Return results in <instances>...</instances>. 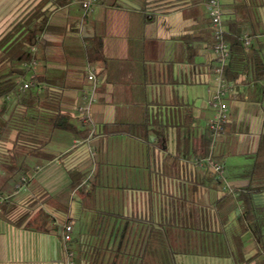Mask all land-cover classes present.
<instances>
[{
    "label": "crops",
    "instance_id": "obj_1",
    "mask_svg": "<svg viewBox=\"0 0 264 264\" xmlns=\"http://www.w3.org/2000/svg\"><path fill=\"white\" fill-rule=\"evenodd\" d=\"M37 1L0 0V35ZM79 1L47 6L49 30L40 36L44 44L36 48L38 66L33 72L40 88L46 86L59 97L61 113L75 129L39 122L46 138L43 151L50 159L38 163L27 158L28 178L14 174L7 179L0 170V204L9 207L0 211V264H60L65 255L64 225L72 223V237L79 234L82 241L88 240L86 230L98 211L109 214L120 228L107 233L113 257L124 254L128 261H136L152 227L160 235V225L169 218L172 206L185 199L194 202L193 213L204 214L210 227L222 232L228 256L213 258L230 264H264V238L256 240L240 225L237 208L226 205L218 211L214 204L223 192L205 181L196 183L190 173L203 170L204 162L190 156L182 166L173 164L179 153L200 149L199 138L215 115L209 106L217 86L215 57L206 42L207 0H99L87 14ZM239 2L244 3L241 14L248 35L263 57L264 0H221L224 28L228 33V21L240 18L235 12ZM186 36L191 37L188 43ZM96 39L101 41L102 56L92 64L82 52ZM263 65V58H255L252 67ZM90 69L97 77L95 88L88 81ZM256 74L231 82L233 91L226 100L230 120L216 141L215 156L234 191L257 182L241 173L264 150V76ZM34 90L41 93L39 88ZM92 91V124H84L79 109ZM8 117L7 113L3 119ZM3 132L0 152L12 151L17 131ZM181 137L193 138L194 144L186 143L179 150ZM161 139L164 147L158 144ZM78 173L88 176L73 188ZM24 178L23 188L19 179ZM84 187L92 190L90 197L82 196ZM256 198L264 204V193ZM186 212L191 216V211ZM42 213L45 218L28 226ZM21 217L28 218L20 224ZM203 224L206 221L200 219V228ZM180 257L211 258L180 254L175 264ZM122 259L123 264L128 262Z\"/></svg>",
    "mask_w": 264,
    "mask_h": 264
},
{
    "label": "trees",
    "instance_id": "obj_2",
    "mask_svg": "<svg viewBox=\"0 0 264 264\" xmlns=\"http://www.w3.org/2000/svg\"><path fill=\"white\" fill-rule=\"evenodd\" d=\"M73 1L39 0L33 9L14 19L5 33L0 35V101L2 102L0 110V140L1 137L5 136L3 131L6 128L15 129L18 135L12 151L0 152V170L3 171L7 179L14 176V174L28 178L27 168L29 163L26 162L27 158L35 159L37 162L40 159H50L48 153L43 151L46 138L39 130V122H45L53 125V127L58 126L65 130L75 129L70 124V119L61 113L59 97L53 92L50 93L48 87L41 85L40 94L34 89L27 90L24 93L19 92L20 81L23 78H32L35 75L27 70L24 64L38 60L37 54L33 52L32 48H41L44 44L40 36L49 30L47 6L52 4L57 7H64ZM243 5V2L235 5V12L238 15L240 14V18L228 21L229 30L225 35V40L230 46L231 57L224 69L225 77L229 82H234L238 77L250 75L253 72L256 73V71V75L260 78L264 76V65L260 69L252 67V65L254 66L255 58L261 60L263 58L264 60V56H260V52L255 48L256 44L253 41L249 47H246L242 40V37L248 35L250 30L246 27L243 21V14H241ZM208 26L206 42L208 43V48L213 51L216 43L211 20ZM190 38L188 36L185 37L186 43H188L187 41ZM258 44L261 46L262 52L263 46L261 43ZM101 53L102 47L99 39L89 43L82 52L86 61L92 64L95 59L101 58ZM38 80L43 81L40 77H38ZM7 97H10V100H7ZM21 107H24L23 110L25 112H22ZM7 113L9 117L3 119V116ZM84 132H89V129L85 128ZM199 139L201 143L200 149L194 150L192 154L189 152L179 153L173 157L175 158L173 164L178 167L182 166L191 157L198 158L197 161L204 162L203 170L194 169L195 172H190L194 174L196 183L205 181V184L210 187L220 189L223 192V196L221 200L214 204V207L218 211L226 205L231 209L237 208V211L240 212V225L244 226L246 231L251 232L256 240L261 241L264 238V204L259 203L256 197L258 194L264 193V178H261L264 174V150L258 151L254 156L253 165L249 169H243L241 173V176L250 181L255 177V179H258L257 182H251L249 186L234 191L235 194L233 196L224 191L225 185L217 179L216 175L209 170L208 164H206L209 159L215 162L219 161L218 157L215 156L218 138L214 139L209 128ZM193 141V138L181 137L177 142L179 150L184 145L193 143ZM158 142L159 146H165L163 139ZM166 158V161H168L170 156ZM166 172L172 173L170 171ZM176 172L181 176L182 172L179 169ZM78 175H80V179L73 184V188L79 187L88 176L87 173H78ZM19 181L22 183L20 179ZM85 188L81 190L82 196L90 197L92 190L87 191ZM193 206H195L194 202L186 201V199L183 203L176 202L175 206H172L173 209L169 214V218L160 225L162 231L164 230L165 232L161 231L159 235L158 229L152 227L145 248L143 250L139 248L137 251L136 255L137 257L140 256L141 259L136 261H128L124 254L114 255L113 257L110 235L107 236V233H111L113 230L118 232L120 228L116 227V222H112V217L109 214L98 211L99 214L92 216L94 219L86 230L88 240L82 241L79 234V238L72 237L69 246L74 253V260L78 264L81 261L87 262V264H123L122 258H124L128 261L125 264H175V256L180 254L226 258L228 256V246L223 241L222 232L218 231L219 229L217 228L213 230L204 214L197 215L193 213ZM8 210L7 203L0 204V211L6 212ZM187 210L191 211V216H189L190 213L186 212ZM27 218L21 217L18 221L22 224ZM42 218H45L43 213L36 216L32 222H28V226L36 225L37 220H42ZM200 219L202 222L206 221V225L203 224L201 228ZM125 227L126 224L123 223V230L126 229ZM181 239L183 243L177 242L181 241ZM160 254L162 260L159 257Z\"/></svg>",
    "mask_w": 264,
    "mask_h": 264
},
{
    "label": "built area",
    "instance_id": "obj_3",
    "mask_svg": "<svg viewBox=\"0 0 264 264\" xmlns=\"http://www.w3.org/2000/svg\"><path fill=\"white\" fill-rule=\"evenodd\" d=\"M99 0H80L79 3L82 7V10L85 14L92 12L94 7L98 5ZM206 11L211 20L212 29L214 30V57H215V78L214 81L216 83V90L209 99V106L214 110V117L210 120L208 128H210L214 139L221 137L225 130L226 125L230 120L229 106L226 103L227 98L233 91V85L229 82L225 77V67L230 61V46L225 40L226 29L224 28V15L222 10L221 0H207L206 3ZM243 42L246 47H249L252 44V38L250 35H244L242 37ZM34 53H37V49L32 48ZM38 63L36 60H33L29 63H25L24 67L34 72L37 68ZM88 81L92 84L93 88L97 83V77L90 69L88 71ZM34 88H39V82L37 83V79L33 76L31 79H24L19 84V90L24 92L27 90H31ZM9 98V97H8ZM94 101V92L86 97V101L83 106L79 109V114L81 118V122L84 124H92V118L90 116L91 106ZM209 167V170L212 171L218 180L222 181L225 185L224 191L229 194L234 195V190L228 184L224 166L219 163L212 161L211 159L206 161ZM27 184V180L24 178L21 183V187H25ZM3 200V199H2ZM4 201V200H3ZM73 225L72 223L65 224L63 227V237L62 242L65 250L64 258L61 260L60 264H75L74 253L70 250V243L72 241L73 234Z\"/></svg>",
    "mask_w": 264,
    "mask_h": 264
},
{
    "label": "rangeland",
    "instance_id": "obj_4",
    "mask_svg": "<svg viewBox=\"0 0 264 264\" xmlns=\"http://www.w3.org/2000/svg\"><path fill=\"white\" fill-rule=\"evenodd\" d=\"M177 264H230V260L217 259V258H190L180 257L177 260Z\"/></svg>",
    "mask_w": 264,
    "mask_h": 264
}]
</instances>
